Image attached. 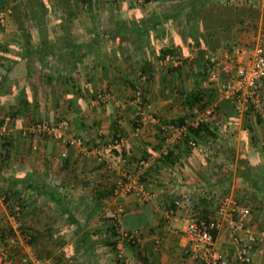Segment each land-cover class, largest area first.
I'll return each instance as SVG.
<instances>
[{
    "label": "crops",
    "instance_id": "1",
    "mask_svg": "<svg viewBox=\"0 0 264 264\" xmlns=\"http://www.w3.org/2000/svg\"><path fill=\"white\" fill-rule=\"evenodd\" d=\"M22 1L0 0V10L8 9L6 20L0 25L3 48L0 64L13 69L10 81L0 82V92L6 94L0 103V118L3 117L0 135L9 141L4 152L6 160L0 161V220L9 218L1 193L7 189L22 190L26 208L20 221L27 230L25 234L17 231V242L21 239L25 244L16 246L3 258L6 264H20L22 257L34 256L41 257L38 264H52L60 251L72 254L68 246L71 243L76 246L77 256L82 254L83 244H86L96 256L97 264H116L115 254L104 242L107 240L100 229L104 217L114 207L109 191L120 170L133 169L139 159L159 143L156 124L139 125V117L153 114L166 122L176 120L183 113L178 100L181 86L198 87L196 78L198 83L202 82L199 75L205 67L204 59L194 58L196 48L188 46L182 37V30L193 17H181L166 24L153 40V48L173 49L179 62H169L167 66H180V74L174 71L165 75L159 73L155 81L148 82L139 75V55H127L129 46L125 47L124 38L112 32L129 24L126 21L120 25L118 17L132 19L135 9L146 15L166 8L165 5L156 0L146 2L143 7L134 6L132 0H48L51 3L46 23L48 38L41 39L35 22L28 17L19 20L13 12V6ZM230 1L229 5L241 8V4L234 5V0ZM251 3L252 7L245 9V22L229 37V42L238 41L237 44L245 48V60L250 55L248 49L258 43L264 46V0H251ZM211 36L212 33L207 36L208 40L205 39L208 45L205 49L210 56L216 57L220 64L219 75L225 81L232 72L229 66L232 52L228 48H216L219 39ZM46 43L52 48L55 46L52 54L43 52L41 47ZM68 78L73 92L77 91L81 110L73 106L66 95ZM138 89L145 102L135 93ZM258 91L264 103V76L258 82ZM99 93L106 94L104 102H96ZM219 117L233 130L247 131L248 137L236 143L237 148L233 145L227 150L225 145L220 147L222 138L219 135L197 145L194 152L182 153L174 148L175 162L180 167L175 170L172 165L149 167L145 177L150 194L148 200H142L138 194L121 198L123 224L139 231L142 252L148 257L145 264H194L195 253L184 235L187 217L191 215L190 206L201 209L207 203L209 207L208 201H211L209 216L214 217L223 190L252 208L248 229L253 233L264 231V205L256 207L257 194L234 173L237 155L261 143V127L252 116L237 115L235 121L218 113ZM60 118H66L70 131L89 145L113 138L117 133L124 138L125 156L115 155L111 149L99 158L71 147L63 157L62 147L55 140L26 133L31 121ZM248 125L254 131L249 130ZM213 126L218 132V126ZM255 131L258 134L255 135ZM227 161L230 162L228 167ZM226 172L231 175L224 180L222 173ZM185 195L194 204L184 203L182 197ZM203 197L206 202L201 200ZM177 200L180 203L176 215L165 217L163 207ZM30 236L34 237L32 244L25 240ZM215 248L229 259L235 257L236 246L226 224L215 235ZM30 260L29 264H35ZM83 262V257H76L71 263L89 264ZM130 263L128 258L126 264ZM248 264H264V242L254 247Z\"/></svg>",
    "mask_w": 264,
    "mask_h": 264
},
{
    "label": "trees",
    "instance_id": "2",
    "mask_svg": "<svg viewBox=\"0 0 264 264\" xmlns=\"http://www.w3.org/2000/svg\"><path fill=\"white\" fill-rule=\"evenodd\" d=\"M88 1V0H85ZM146 2H150L152 0H145ZM158 1L162 6H166L163 9L159 11H151L148 14H142L138 9H135V12L133 13V18L128 19L127 17L122 18L121 16L118 17V23L129 21L128 25H121L119 29L113 30V34H115L117 37H122L125 40V47L126 45L128 50L127 55L135 56L139 55L140 57V77H144L145 80L148 82L155 81L156 75H158V72L165 75L167 72L170 74V72H177L180 74V66L177 67H171L167 65H161L159 62L164 57L166 53L173 54V49L169 47H163V46H153V40L160 32L163 31L166 24L172 22L173 20H177L181 17H193V20L191 22L186 23L185 28L182 30V37L186 41V44L190 47H195L197 50V54H195V57H201L203 58L204 54L208 52L206 45V40H208V35L212 33V38L214 40L219 39L217 42L216 48H228L231 52L233 50V47L235 45H238L236 41L229 42L230 35L235 31V28L239 25H242L245 22V9L246 7H252V5L247 0H234L233 4L240 5L241 8H236L234 6L229 5L231 3L230 0H156ZM50 2L48 0H23L22 2L18 3V5L13 6V12L17 14V17L19 20H22L24 17H28L31 19V21L35 22V24L38 27L39 31V37L41 39L48 38L46 36V23L48 22L47 14L49 12L50 8ZM20 7L22 10H20ZM25 9V11H24ZM264 15V14H263ZM17 19V20H18ZM264 20V16H263ZM94 21V20H93ZM264 22V21H263ZM207 36H204L205 33ZM216 37V38H214ZM208 43V42H207ZM47 44V43H46ZM0 45V55L2 54L1 51L3 48ZM18 48V46L15 44V48ZM264 47V46H263ZM32 48V46H31ZM43 49L44 53H53L55 46L52 48V46H49L48 44L41 47ZM62 48V47H61ZM154 57V58H153ZM5 66V67H4ZM8 65H2L0 64V76L1 83L4 84V82L10 81V72L13 70L12 66L7 67ZM159 68V70L157 69ZM179 68V69H178ZM172 70V71H171ZM201 79L206 78V70L205 67H203L200 75ZM264 76V75H263ZM262 76V77H263ZM262 79V78H261ZM260 79V80H261ZM69 78L66 80L67 82V97H69L70 102L73 106L78 105V98L76 97V92H73L74 88L69 83ZM198 79L196 78V86L191 89H186L185 86H181V91L179 90V103L180 106L183 109V113L177 117L176 120L171 121V123H176L177 125L184 124V120H192L194 117V111H203L206 109L209 105H211L213 102H216V114L221 115L223 117H226V119L230 121H235L237 119V115L234 108H233V102L230 99H224V100H217L218 90L213 88L212 86H203L202 82L198 83ZM210 83V82H209ZM142 91L135 93L141 98V102L144 101V97L141 93ZM6 95V94H5ZM4 92H0V103L2 102V99L4 96ZM260 95V93H259ZM26 96V95H24ZM261 97V95H260ZM262 99V98H261ZM79 110H81L79 108ZM78 109L76 111H79ZM231 113V114H230ZM247 118H251V114L246 113L245 114ZM159 119L161 122L163 121L160 117ZM252 119H254L255 123L257 125H260V127L264 124V121L259 118V115L254 114L252 116ZM3 122V117L0 118V126ZM33 122V121H31ZM30 122V123H31ZM29 123V124H30ZM140 125V124H139ZM210 122L208 121H202L198 124H187L186 125V133L185 135L180 138L179 140L175 141L172 145L168 146V152L165 155H160V157L157 159V166L160 167L162 165H172L175 163V154L173 152L174 148H177L182 153H190L194 152L195 148L199 144H204L206 140L210 139H216L218 137V132L216 128L213 126V129L210 127ZM250 128L249 130H253L252 126L248 125ZM158 127V132L160 135L159 143L158 145L152 147L151 150H148L144 157L151 153H155L158 150H161L162 146L165 145V132L160 128L159 125H156ZM113 135V137H115ZM120 136V135H119ZM190 141H192L193 145L190 144ZM255 144V142H253ZM9 146V141L7 138L0 135V161L3 162L6 160V155L4 152H6L7 148ZM111 150V149H110ZM115 155L125 156V145L123 147L115 146L112 148ZM233 154V153H232ZM148 170L145 173L144 178L148 175ZM235 176L241 178L243 182L247 183L250 187L253 188L255 193L258 196V202H257V208H260L264 205V142L258 143L254 145L253 149L251 151L238 154L235 159ZM222 177L225 180L228 178L231 173L226 172L222 173ZM113 186V185H112ZM210 192V191H209ZM207 192V193H209ZM22 190L18 189H7L3 191L2 199L4 203V207L7 209L9 215H15V218L19 222L18 227V233L25 234L26 229H24L23 225L21 224V215L22 211L25 210L26 205L23 203L22 198ZM112 193V187L109 191V196ZM226 194V191H222V195ZM111 198V197H110ZM121 198L116 201V203L121 204ZM203 202H206L207 199L203 197L201 199ZM219 201V200H218ZM191 202V203H190ZM210 203L208 207V203L206 204V207L199 209L196 205L190 206V214L194 217H202V218H211L209 216L212 204L211 201H208ZM184 203H190L194 204L192 199L190 198L189 202ZM201 203V202H200ZM218 204V202H217ZM169 205H172V201ZM178 208V207H177ZM217 208V207H216ZM189 210V211H190ZM18 212V215H16V212ZM177 211V209H176ZM123 212L121 214V226L127 230L130 231L133 228L131 227L126 228L123 224L122 220ZM104 224L101 226L102 233L104 234V241L106 244L110 246L112 251L115 254L116 258V264H126V258L128 257L131 260V263H137L145 264L148 260L147 255L142 252L141 249V241L139 240H132V241H123V247H124V256H118L117 250H116V241L118 237L117 233V227L114 218H113V210H111L107 215L104 217ZM2 221V220H1ZM13 238V243H10V239ZM17 233L12 228L10 223H2L0 224V247L3 250H6L7 253L9 251H12L13 249L18 247L19 243L17 242ZM25 240L32 244L34 241V237L30 236L25 237ZM72 249V254L67 255L64 250L60 251L59 254L54 256V259L52 261V264H72L73 258H79L83 257L84 262L88 261L89 264H97V260L95 259L96 256L93 254V251L91 248H87L88 246L86 244H83L85 247V250L82 251V254H79L77 256V251L75 250L76 246L74 244L68 245ZM75 246V247H74ZM76 252V253H75ZM82 255V256H81ZM73 257V258H72ZM39 259V257H37ZM72 258V259H71ZM41 259V257H40ZM39 259V260H40ZM21 261V259H20ZM19 261V262H20ZM194 264H203L201 260L198 258H195L193 261ZM21 264V262H20Z\"/></svg>",
    "mask_w": 264,
    "mask_h": 264
},
{
    "label": "built area",
    "instance_id": "3",
    "mask_svg": "<svg viewBox=\"0 0 264 264\" xmlns=\"http://www.w3.org/2000/svg\"><path fill=\"white\" fill-rule=\"evenodd\" d=\"M112 1V0H110ZM134 6H143L146 4L145 0H132ZM8 9L0 10V25H3L6 20V14ZM250 51V55L247 60L244 59L245 48L240 45H235L230 57V68L232 69L231 76L221 83V88L218 90L217 100L230 99L233 102V108L236 114L240 117L246 113L259 115V118L264 121V103L259 95L258 82L264 75V47L258 43L254 45ZM205 62L206 79L208 82H215L219 77V62L216 57L210 56L205 53L203 56ZM178 64L179 59L177 55L166 53L160 60L161 65H167V63ZM138 94L140 90L138 89ZM106 100V94L99 93L96 97V102H104ZM216 114V102H213L203 111H194V117L192 120L185 119L184 124L177 125L171 122H161L159 117L153 114H142L139 117L138 123L142 125L145 122H151L159 125L165 132V145L161 150L147 155L145 158L139 159L135 167L131 170H120L116 180L113 182L112 193L110 195L111 202H113V218L118 225L116 228L118 237L116 241V250L118 256H124L123 241H132L134 239L140 240L139 231L132 229L130 231L125 230L121 226V214L123 207L116 201L119 197H123L128 194H138L142 200L146 201L150 198V194L145 184V173L150 166L156 165L160 155H165L168 152L167 147L172 145L175 141L182 138L186 133L187 124H198L202 121L210 122V127L213 129V124L218 126L219 136H232L234 130L226 122H221L220 118H217ZM220 119V120H219ZM219 120V122H218ZM215 121V122H214ZM262 140L264 142V124L261 126ZM2 131H0V134ZM26 133L32 136H46L55 140L62 147L61 155L65 157L67 151L71 147L79 148L85 152L93 153L95 156L102 158L105 151L114 148L115 146L123 147L125 145L124 138L116 135L113 138L98 142L96 144H88L84 139L72 133L70 131L69 121L66 118H60L57 120H40L33 121L26 127ZM190 144L193 145L192 141ZM202 149V147H200ZM123 161V160H122ZM173 169L180 167L179 163L172 164ZM171 169L168 170L170 172ZM3 201V199H2ZM183 202H189V196L182 197ZM172 205L163 207V213L165 217H172L176 215V208L180 203L179 200L172 201ZM16 215H18V212ZM11 219L10 223L12 228L17 233L19 222L15 218V215H9ZM251 218L250 207L241 204L233 195L224 194L221 195L214 217L202 218L188 216L186 226L184 229V235L187 237L191 244L192 251L195 253L194 258H198L203 264H248L252 260V250L260 243L264 242V231L259 233H253L248 229V223ZM224 224L230 229L232 242L236 246V254L233 259H229L223 255L218 249L215 248V235L222 229ZM156 242L158 239L155 240ZM10 243H13V238L10 239ZM5 256V250H0V259ZM31 262L38 264L39 259L37 257H22L21 264H29ZM128 258H126V263Z\"/></svg>",
    "mask_w": 264,
    "mask_h": 264
},
{
    "label": "rangeland",
    "instance_id": "4",
    "mask_svg": "<svg viewBox=\"0 0 264 264\" xmlns=\"http://www.w3.org/2000/svg\"><path fill=\"white\" fill-rule=\"evenodd\" d=\"M249 3L252 5V3H251V0L249 1ZM144 6V5H143ZM142 6V7H143ZM138 7V6H137ZM153 8V7H152ZM238 42V41H237ZM262 43V42H261ZM263 45V44H262ZM192 67V66H191ZM158 70H159V68H157ZM160 72H158V74H159ZM202 82H204L203 83V86H212L213 88H215V89H217V90H220V88H221V83L223 82V80L221 79V76L219 75V77H218V80L217 81H215V82H208L207 81V79L205 78V76H204V78L201 80ZM189 83V82H188ZM219 118H221V117H219ZM220 120V119H219ZM222 121L221 122H226V120H224L223 118L221 119ZM237 132H241L240 133V135L239 136H237V135H235V133H237ZM254 134L256 135V134H258V132L257 131H255L254 132ZM259 134H261L262 135V130L260 129V133ZM221 138H222V140H221V142L219 143V145H220V147H222L223 145H225V146H227L225 149L227 150L228 148H229V146L230 145H233V146H235L236 148H237V144L238 143H240V141H244V139H246L247 137H248V133H247V131H243L242 129H234V135H232V136H220ZM236 138V139H235ZM238 139V140H237ZM237 141H239V142H237ZM237 143V144H236ZM235 148V149H236ZM225 149H223L222 151H224ZM225 150V151H226ZM227 163V167L230 165V162L229 161H227L226 162ZM226 165V164H225ZM252 209V208H251ZM252 211V210H251ZM9 219V218H8ZM8 219L6 220V221H1L0 220V224H2V223H5V222H7V223H12V222H10V221H8ZM11 220V219H10ZM11 225V224H10ZM12 226V225H11ZM261 228V227H260ZM260 230V229H259ZM258 233V232H257ZM19 244V246H23L24 244H25V242L24 241H22L21 239H20V242H18ZM26 246V245H25ZM0 250H3L1 247H0ZM6 253H7V251L5 250V256H6ZM5 256H2L1 257V259H0V264H6V258L4 259L3 257H5Z\"/></svg>",
    "mask_w": 264,
    "mask_h": 264
}]
</instances>
